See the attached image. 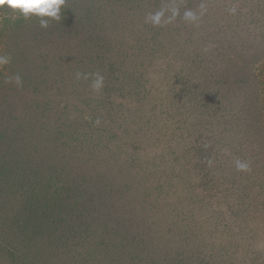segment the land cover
I'll use <instances>...</instances> for the list:
<instances>
[{"label":"rangeland","instance_id":"rangeland-1","mask_svg":"<svg viewBox=\"0 0 264 264\" xmlns=\"http://www.w3.org/2000/svg\"><path fill=\"white\" fill-rule=\"evenodd\" d=\"M11 20L0 264H264V0Z\"/></svg>","mask_w":264,"mask_h":264},{"label":"clouds","instance_id":"clouds-1","mask_svg":"<svg viewBox=\"0 0 264 264\" xmlns=\"http://www.w3.org/2000/svg\"><path fill=\"white\" fill-rule=\"evenodd\" d=\"M66 0H0V11L11 10L16 18L30 20L39 19L40 27L47 28L49 19L59 21L61 19V9L65 5ZM186 15L191 16L192 13ZM49 18V19H45ZM9 56L0 55V66L10 63ZM79 76V73L77 74ZM14 79L19 85L22 83L19 74L9 78V82ZM100 80L103 78L100 77Z\"/></svg>","mask_w":264,"mask_h":264},{"label":"trees","instance_id":"trees-1","mask_svg":"<svg viewBox=\"0 0 264 264\" xmlns=\"http://www.w3.org/2000/svg\"><path fill=\"white\" fill-rule=\"evenodd\" d=\"M117 7H121V4H119V5H117ZM136 7L137 8H142L143 9V7H145L144 5H136ZM141 9V12H140V14H141V17L143 16V14L142 13H145V12H143V10ZM137 14V12H135V11H133L132 13H129V15H136ZM13 17H16L12 12H11V10H7V11H0V20L2 21V18H7V21H10L9 23H10V25H12L13 24V20H11V18H13ZM21 20H24L23 18H20ZM143 23H141L140 24V26L142 25ZM135 26H132L131 28H134ZM11 29H16L15 27H11ZM5 38V37H4ZM4 38H2V40L0 41V44L1 45H3L2 44V41L4 40ZM43 49H45V47L43 48ZM54 48H50L49 50H53ZM47 52V51H46ZM32 65H35V63H31Z\"/></svg>","mask_w":264,"mask_h":264}]
</instances>
